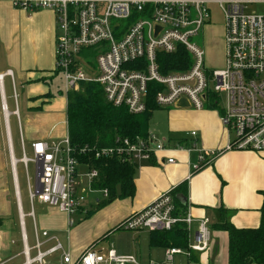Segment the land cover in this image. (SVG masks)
I'll return each mask as SVG.
<instances>
[{
	"label": "built area",
	"instance_id": "built-area-1",
	"mask_svg": "<svg viewBox=\"0 0 264 264\" xmlns=\"http://www.w3.org/2000/svg\"><path fill=\"white\" fill-rule=\"evenodd\" d=\"M7 1L24 12L49 10L55 14L58 33L55 67L64 79L66 95L79 91L82 83H96L103 88L108 103L125 108L131 115H141L153 105L171 108L182 100L197 111L207 106L218 109L224 102L220 121L232 137L223 151L201 150L197 143L190 148H175L199 153L193 173L211 165L224 152L247 151L264 158V0ZM212 6L219 7L225 20V67L210 72L205 67V52L196 39L211 22ZM161 55H177L180 59L176 65L180 69L164 73L167 68L159 60ZM6 76H12V72L0 75L1 84ZM3 111L8 115L5 104ZM15 115L18 116V111ZM190 136L195 138L197 133ZM168 151V144L154 136L118 138L114 146L94 153L87 148H74L70 139H66L61 143L36 142L32 145V157L23 153L17 160L12 154V164L15 177L19 163L26 171L31 164L36 167L35 188L28 183L32 207L39 201L73 216L82 211L87 201L78 189L77 153L133 162L151 161ZM167 163L174 164L175 159L168 158ZM86 177L94 182L99 179V172L92 170ZM104 194L108 196L107 191ZM17 198L23 264H139L134 256H119L114 250L105 251L97 245L73 259L47 232H36V242L30 246L18 186ZM29 216L34 218L33 209ZM193 222L190 211L179 208L174 194L168 192L129 217L120 229L166 232L181 225L191 235ZM43 240H54L56 244L45 249ZM210 244V230L205 221L187 249L166 250L164 264H174L176 255H184L189 264H194L193 257L207 252ZM57 253H61V259L50 260Z\"/></svg>",
	"mask_w": 264,
	"mask_h": 264
},
{
	"label": "crops",
	"instance_id": "crops-1",
	"mask_svg": "<svg viewBox=\"0 0 264 264\" xmlns=\"http://www.w3.org/2000/svg\"><path fill=\"white\" fill-rule=\"evenodd\" d=\"M57 34L56 17L52 11L24 12L13 7L11 2L0 0V75L12 72V76H6L3 83H0V264L24 263L17 186L26 215L25 232L30 246H34L36 242V232L39 234L47 232L50 238L55 237L63 245L73 259L80 258L92 246L97 245L99 249L105 251L114 250L119 256H134L141 264L140 246L136 244L137 240L134 238L130 243L118 241L116 246L110 249L100 246L114 237V232L126 231L120 228L129 217L141 212L163 194L172 192L182 200L183 207L179 208L189 210L194 219L191 235H188V244L193 242L194 235L205 221L210 230L209 250L197 253L192 262L221 264L224 256V264H228L229 235L227 232L214 230L213 226L221 223V213L224 210L228 213L229 222L237 229L260 227L264 207V158L262 155L247 151L224 152L211 165L193 173L192 167L199 163V153L181 152L175 148L179 146L190 148L197 143L201 150L223 151L232 137L222 126L220 111L218 115L210 112L217 109L214 106L203 111H197L189 104L171 107L177 109L175 112L190 117L192 126L186 128L188 133L186 137L181 135L183 132L173 127L172 131H178L176 132L178 134L172 135L176 142L172 144L167 136V141L162 142L168 144L170 151L160 153L151 161L124 162L118 157L101 158L117 159L134 167L136 191L133 197L116 198L106 207L99 209L100 203L109 201V192L95 188L99 179L94 182L88 181L86 175L96 169H92L88 163L79 161L78 189L87 198L81 212L68 216L39 201L32 207L29 187V209L25 212L18 167L16 166L15 177L12 164V154L15 159L17 158L11 120L15 118L17 122L22 156L23 153L28 155L26 144L31 147V156H28L32 157V145L36 142L61 143L69 139L67 120L69 94H65L63 87L60 95L64 94L65 98L57 100L50 92L53 79L56 74L60 75L55 67ZM19 90L23 97L22 110ZM9 100L13 101V111L10 110ZM4 104L8 108V115L3 111ZM16 111L18 116L15 115ZM192 132L197 133L195 138L190 136ZM149 136H154L151 135L150 126ZM171 144L176 146L172 148ZM168 158H174L175 163L168 164ZM26 174L31 185L28 170ZM105 191L108 192L107 197ZM98 194L102 197L93 198ZM32 209L34 218L29 216ZM75 216L79 219L75 220ZM113 241L116 243V238ZM43 242H46L45 249L56 244L54 240ZM157 248L165 251L168 249ZM201 258L206 262L202 263ZM60 259L61 253L50 258L52 261ZM165 261L166 257L163 262L150 261L149 264H164Z\"/></svg>",
	"mask_w": 264,
	"mask_h": 264
},
{
	"label": "trees",
	"instance_id": "trees-1",
	"mask_svg": "<svg viewBox=\"0 0 264 264\" xmlns=\"http://www.w3.org/2000/svg\"><path fill=\"white\" fill-rule=\"evenodd\" d=\"M179 57L161 55L159 60L167 68L164 73L179 70ZM182 69V68H181ZM187 69V68H185ZM153 96H151L152 98ZM156 106L141 114L131 115L125 108H115L108 103L103 88L96 83H82L77 92L68 95V133L74 148H87L91 152L114 146L118 138L137 139L149 136L152 112ZM77 157L81 163H88L99 171L98 190H108L109 201L100 203L99 209L106 207L116 198L124 199L135 195V169L117 159H97L94 154ZM178 207L182 200L176 197ZM263 219L257 229H237L228 220V213L222 210V221L214 225V230L229 235L228 264H253L264 261V207ZM1 224V223H0ZM151 246L163 248H188V233L178 225L171 231L151 232Z\"/></svg>",
	"mask_w": 264,
	"mask_h": 264
},
{
	"label": "rangeland",
	"instance_id": "rangeland-1",
	"mask_svg": "<svg viewBox=\"0 0 264 264\" xmlns=\"http://www.w3.org/2000/svg\"><path fill=\"white\" fill-rule=\"evenodd\" d=\"M260 12V9H255ZM225 20L224 16L219 9L218 6H212L211 8V22L206 25L201 33V36L196 39L197 44L204 50L205 52V67L208 71L213 72L216 70L223 69L225 67V43H224V34H225ZM64 87V79L61 77V75L56 74L55 78L53 79L51 85H50V92L55 97V99L60 100L64 99L65 95H60V90H62ZM77 92V91H75ZM19 94V103L21 106V110L23 109V97L21 94V90L18 92ZM9 106L10 110L13 111L14 105L13 101L9 100ZM224 102H222L218 109L215 111L210 110V112L218 113V111L221 110L223 107ZM208 108V106L206 107ZM177 109L170 108V109H156L154 110L151 121H150V132L151 135L156 136L159 140L167 141L168 140L173 144L176 141H174V137L172 135H176L178 131L183 132L181 135L183 137H186L188 135L186 128L191 127V118L180 113L175 112ZM218 115V114H217ZM178 130V131H172V128ZM11 131L12 136L15 143V153L17 160H20L21 158V150L19 146V137H18V126L16 119L13 118L11 120ZM173 132V133H172ZM171 144V145H172ZM176 145H172V148H174ZM28 155L31 156V147L29 144H26ZM18 174H19V182H20V190L22 193L23 203L25 212L29 209V201H28V180H27V174L25 169L23 168L22 164L17 165ZM28 177L31 181V185L33 188L36 186V167L31 164L28 169ZM95 197H102L101 194H98ZM89 209V207H88ZM75 220L79 219L78 216L74 217ZM115 236L112 237L109 241H105L102 243L100 247L105 249H110L111 247L114 248L116 246L117 242H123V243H130L133 241V238L137 241L136 244H139L140 246V255L142 258L141 264H149L150 261L152 263H159L163 262L165 260L166 251L162 248L157 247H151L150 246V232H128V231H116L114 232ZM136 237H139L136 239ZM116 238V243H113V239ZM113 244V246H112ZM135 251V255H136ZM224 264V256L221 260ZM224 261V262H223ZM201 262L205 263V259L201 258ZM175 264H189L188 259L184 255H176L175 257Z\"/></svg>",
	"mask_w": 264,
	"mask_h": 264
},
{
	"label": "water",
	"instance_id": "water-1",
	"mask_svg": "<svg viewBox=\"0 0 264 264\" xmlns=\"http://www.w3.org/2000/svg\"><path fill=\"white\" fill-rule=\"evenodd\" d=\"M179 104L187 106L188 102L186 100H182Z\"/></svg>",
	"mask_w": 264,
	"mask_h": 264
}]
</instances>
